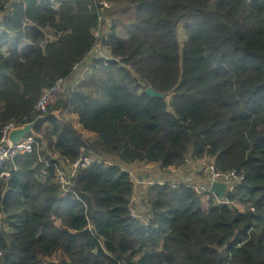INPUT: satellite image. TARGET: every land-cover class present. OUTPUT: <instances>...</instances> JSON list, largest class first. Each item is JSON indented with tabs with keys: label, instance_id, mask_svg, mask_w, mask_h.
<instances>
[{
	"label": "trees",
	"instance_id": "1",
	"mask_svg": "<svg viewBox=\"0 0 264 264\" xmlns=\"http://www.w3.org/2000/svg\"><path fill=\"white\" fill-rule=\"evenodd\" d=\"M105 1L0 0V132L44 118L0 163V264H264V0ZM104 15L121 66L88 64ZM80 159L98 162L62 193L56 170ZM185 161L241 182L219 200L154 183L132 218L125 171Z\"/></svg>",
	"mask_w": 264,
	"mask_h": 264
},
{
	"label": "built area",
	"instance_id": "2",
	"mask_svg": "<svg viewBox=\"0 0 264 264\" xmlns=\"http://www.w3.org/2000/svg\"><path fill=\"white\" fill-rule=\"evenodd\" d=\"M90 1L99 11L104 12L110 9V5L105 0H90ZM101 27H102V19L100 18L98 19V27L94 32V37L97 41V44L94 46L91 53L89 54L90 61L88 62V64L97 62L101 66H106L109 64V62H115V64L121 66V60L119 58H114L108 48L102 45L101 47H99V44H101V41L104 39V36L107 35L106 33H104ZM80 66L81 65H76L72 68L71 79L74 80V82H72L73 85L77 81L81 80L87 71V68H80ZM65 84H66L65 81L62 82L61 80H59L55 83V85L51 89L45 90L42 96L40 97L41 98L40 101L37 102L35 106L36 111L39 113H45L47 107L49 106V103L50 102L53 103L59 97V95L62 92V88L65 86ZM44 104H47L44 110H40L39 105L43 107ZM17 128L19 127L18 126L15 127L13 124H8L0 132V163L12 160L15 156L18 155V153L25 154V153H29L32 150L31 145L34 144L33 135L26 136L19 144L16 145H11L8 142V138H7L8 134ZM84 161L91 162L92 160L80 159L78 162L71 165L70 168L66 171L62 169L56 170L55 179L57 184L60 186L62 193H68L69 190L71 189L70 181L75 176L76 171L79 168H85L89 165V164L85 165ZM95 162L98 161L94 160L92 163ZM198 173H200L203 176V178H205L207 185L204 187L194 186L193 188L197 194L201 192L209 193V186L213 183H219L225 185L226 188L224 193H232L236 188V186L239 185L241 182V176L235 171L220 173L215 171L213 167L210 166V167H201V169L198 170ZM136 213L137 211H135V209L132 208L131 210L132 218H135V216H141L143 218L142 215H137ZM143 222L144 223L146 222L144 218H143Z\"/></svg>",
	"mask_w": 264,
	"mask_h": 264
},
{
	"label": "crops",
	"instance_id": "3",
	"mask_svg": "<svg viewBox=\"0 0 264 264\" xmlns=\"http://www.w3.org/2000/svg\"><path fill=\"white\" fill-rule=\"evenodd\" d=\"M108 24V23H107ZM104 28H107V26H105ZM85 136V135H84ZM85 137H89L88 135H86ZM53 159L57 160L58 155L54 154L53 155ZM189 162V161H188ZM129 171H134V175L133 177L135 178V184H134V201L132 200L133 205H136V208L139 209V211L144 212V209H142V196L146 190V186H148V184H153V183H157V184H162V183H168V184H186V185H192V186H206V180L203 178V176L198 173V170H196L193 174L191 172H187L184 173L182 176H186V178L184 180H182L181 176H179L180 174H174L176 173L174 171V169H168V170H161L158 166L156 165H137V166H133L132 168L128 169ZM167 174V175H164ZM170 175H173L175 177H177V179L173 178V179H169L170 181H164L166 180V178L171 177ZM192 175V176H191ZM165 178H164V177ZM195 176V177H193ZM157 179V180H156ZM163 180L162 183H160L159 181ZM159 182V183H158ZM175 182V183H173Z\"/></svg>",
	"mask_w": 264,
	"mask_h": 264
},
{
	"label": "rangeland",
	"instance_id": "4",
	"mask_svg": "<svg viewBox=\"0 0 264 264\" xmlns=\"http://www.w3.org/2000/svg\"><path fill=\"white\" fill-rule=\"evenodd\" d=\"M109 4V3H108ZM105 26H107V28H104ZM110 26H111V24L110 23H108L107 24V18L105 17V15H104V18L102 19V27H101V29L104 31V32H106V34H107V32H108V30L110 29ZM178 36H177V38H178V41H179V44L181 45L183 42H184V36H183V33H182V30H181V25L178 27ZM99 47H101V44H99ZM64 88V87H63ZM62 88V89H63ZM40 99L41 98H39L38 99V101L37 102H39L40 101ZM51 104V102L49 103V105ZM47 104H44L43 105V107H41V105H39V109L40 110H44V108H45V106H46ZM34 136V135H33ZM22 153H18V155H21ZM52 158H53V156H52ZM89 160H92V159H89ZM94 160H92L91 162L90 161H84V164L85 165H88V164H91L92 162H93ZM199 169H201V166H200V164L199 163H196V162H188V161H185L184 162V167L183 168H181V169H174V171L176 172V173H174V174H180L179 176H181V178H182V180H184L185 178H186V176H189V175H186V176H182L184 173H186V171L187 172H191L192 174L196 171V170H199ZM125 172H128V174H129V178H130V180H131V182H133V180H135V178L133 177V175H134V171H129V170H126ZM164 175H167V174H165L164 173ZM171 177H169V178H166V180H164V181H170L169 179H173V178H175V179H177V177H175V176H173V175H170ZM192 176V175H191ZM164 177V176H163ZM193 177H195V176H193ZM165 178V177H164ZM157 180V179H156ZM160 183H162L163 182V180H161L160 179V181H159ZM158 182V183H159ZM173 183H175V182H173ZM154 184V183H153ZM150 185H152V184H150ZM174 185H180V184H174ZM148 186H149V184H148ZM148 186H146V187H148ZM188 186H192V185H188ZM210 187V186H209ZM132 208H133V204H132ZM135 209H137L136 208V205H135ZM51 264H59L58 263V258L57 257H55V258H53L52 260H51V262H50Z\"/></svg>",
	"mask_w": 264,
	"mask_h": 264
},
{
	"label": "water",
	"instance_id": "5",
	"mask_svg": "<svg viewBox=\"0 0 264 264\" xmlns=\"http://www.w3.org/2000/svg\"><path fill=\"white\" fill-rule=\"evenodd\" d=\"M150 98H159L163 99V96L160 94L154 93L151 89H146L144 92ZM44 118H37L34 122L28 125L21 126L8 134V142L11 145L19 144L26 136L33 135L32 129L38 121L43 120ZM225 185L219 183H213L209 187V193L214 197L222 199L225 192Z\"/></svg>",
	"mask_w": 264,
	"mask_h": 264
},
{
	"label": "bare ground",
	"instance_id": "6",
	"mask_svg": "<svg viewBox=\"0 0 264 264\" xmlns=\"http://www.w3.org/2000/svg\"><path fill=\"white\" fill-rule=\"evenodd\" d=\"M132 202V201H131ZM133 208L135 209V206L133 205ZM136 219L143 222V218L141 216H135Z\"/></svg>",
	"mask_w": 264,
	"mask_h": 264
}]
</instances>
